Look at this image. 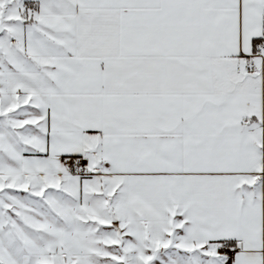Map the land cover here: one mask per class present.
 <instances>
[{
	"label": "snow or ice",
	"instance_id": "1",
	"mask_svg": "<svg viewBox=\"0 0 264 264\" xmlns=\"http://www.w3.org/2000/svg\"><path fill=\"white\" fill-rule=\"evenodd\" d=\"M0 264H264V0H0Z\"/></svg>",
	"mask_w": 264,
	"mask_h": 264
}]
</instances>
